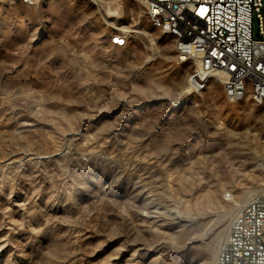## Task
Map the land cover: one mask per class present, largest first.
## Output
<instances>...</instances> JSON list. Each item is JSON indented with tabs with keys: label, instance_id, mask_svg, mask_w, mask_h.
<instances>
[{
	"label": "rangeland",
	"instance_id": "obj_1",
	"mask_svg": "<svg viewBox=\"0 0 264 264\" xmlns=\"http://www.w3.org/2000/svg\"><path fill=\"white\" fill-rule=\"evenodd\" d=\"M195 67L143 0H0V264H213L264 187V101Z\"/></svg>",
	"mask_w": 264,
	"mask_h": 264
},
{
	"label": "built area",
	"instance_id": "obj_2",
	"mask_svg": "<svg viewBox=\"0 0 264 264\" xmlns=\"http://www.w3.org/2000/svg\"><path fill=\"white\" fill-rule=\"evenodd\" d=\"M143 1L148 20L178 34L179 63L198 60L199 78L187 73L193 92L202 78L216 76L228 100L264 101V0ZM128 35L114 36L115 44L125 46ZM213 264H264V187L239 207Z\"/></svg>",
	"mask_w": 264,
	"mask_h": 264
},
{
	"label": "bare ground",
	"instance_id": "obj_3",
	"mask_svg": "<svg viewBox=\"0 0 264 264\" xmlns=\"http://www.w3.org/2000/svg\"><path fill=\"white\" fill-rule=\"evenodd\" d=\"M20 1H22L25 4H29L28 0H20ZM152 23L154 24V21H152ZM154 26L156 28H158L159 30H161L162 33L168 34V35H171L172 36L173 41H174L175 50L177 52V49H178V34L175 33L174 30H165V32H164V22L163 21H156ZM133 31L134 32H137V33H144L141 29H134ZM116 36H120V32L117 33ZM127 41H128V36H126V43H127ZM113 43H115V37H113ZM188 60L195 61L197 63V67H195L191 71V77L192 78H199V76H200V69H199L198 60H196V57H185L184 60H182V61H188ZM211 77H214L217 80L221 81V78H218L216 76H207V77H204V78H202V81L201 82L197 83V92H201V91L205 90L208 87L209 82L212 79ZM223 89H224V93H225V83H223Z\"/></svg>",
	"mask_w": 264,
	"mask_h": 264
},
{
	"label": "crops",
	"instance_id": "obj_4",
	"mask_svg": "<svg viewBox=\"0 0 264 264\" xmlns=\"http://www.w3.org/2000/svg\"><path fill=\"white\" fill-rule=\"evenodd\" d=\"M225 94V93H224Z\"/></svg>",
	"mask_w": 264,
	"mask_h": 264
}]
</instances>
